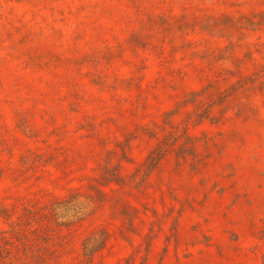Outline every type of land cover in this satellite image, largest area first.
I'll return each mask as SVG.
<instances>
[{
  "label": "rangeland",
  "instance_id": "rangeland-1",
  "mask_svg": "<svg viewBox=\"0 0 264 264\" xmlns=\"http://www.w3.org/2000/svg\"><path fill=\"white\" fill-rule=\"evenodd\" d=\"M0 264H264V0H0Z\"/></svg>",
  "mask_w": 264,
  "mask_h": 264
}]
</instances>
